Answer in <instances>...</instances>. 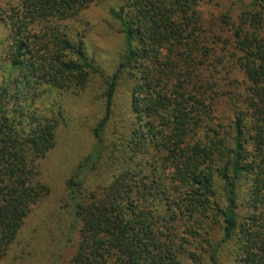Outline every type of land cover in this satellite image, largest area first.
<instances>
[{
	"label": "trees",
	"instance_id": "16d2710c",
	"mask_svg": "<svg viewBox=\"0 0 264 264\" xmlns=\"http://www.w3.org/2000/svg\"><path fill=\"white\" fill-rule=\"evenodd\" d=\"M95 1L0 4V261L51 192L57 97L99 75L94 144L66 181V264H264V0L209 19L211 0H123L109 74L65 24Z\"/></svg>",
	"mask_w": 264,
	"mask_h": 264
},
{
	"label": "rangeland",
	"instance_id": "374dc122",
	"mask_svg": "<svg viewBox=\"0 0 264 264\" xmlns=\"http://www.w3.org/2000/svg\"><path fill=\"white\" fill-rule=\"evenodd\" d=\"M250 1L211 0L205 2L202 9L206 19H209L225 10L237 11ZM3 3L4 0H0V4ZM122 3L123 0H98L65 22L73 36L83 37L89 55L97 59L106 74L114 71L124 48L120 24L113 15ZM5 33L0 22V38ZM103 79L97 75L85 93L57 97L69 117L58 128L56 147L43 160V177L51 192L33 207L0 264H66L74 254L77 235L70 232L73 227L70 208L73 205L66 190V181L93 147L91 127L103 114ZM2 81L0 68V84ZM123 110L118 102L116 114H121ZM96 175L101 178L105 173L101 170Z\"/></svg>",
	"mask_w": 264,
	"mask_h": 264
}]
</instances>
